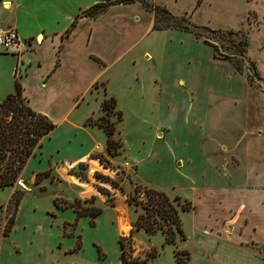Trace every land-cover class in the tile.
<instances>
[{"label": "rangeland", "instance_id": "rangeland-1", "mask_svg": "<svg viewBox=\"0 0 264 264\" xmlns=\"http://www.w3.org/2000/svg\"><path fill=\"white\" fill-rule=\"evenodd\" d=\"M2 1L5 0H0V3ZM20 1L18 13L21 23L23 21L27 27L30 25L35 27L34 29L42 27L52 29L60 27L67 19L66 15H75L74 19L78 20V15L84 16L83 10L86 6L100 0ZM135 1L117 5L109 3L105 9L111 11L112 16L127 17L129 25L138 31L144 28L146 23L151 22L149 28L138 35L136 41L127 49V53L120 55V60L114 64L106 65L100 57L93 56L103 65V70L113 65L101 74L102 77L97 76L91 82L89 87L91 92L85 95L88 102L72 108L68 114L71 121L78 123L87 112L96 107L97 101L94 97L103 94L98 110L83 121L84 125L98 126V118L104 114L101 102L104 98L113 95L117 100L116 105L107 117L114 124L113 136L121 146L117 149L113 148L109 153L105 137L104 149H102L100 141L104 142V133L98 126L102 129H97L96 137L100 141L95 142L86 153L88 158L96 159L100 165L94 160H90L91 165L88 160L76 162L56 160L54 164L60 165L58 169L61 174L52 167L49 175L40 182L34 183L36 160H33L29 162L23 175L30 180L29 187L15 183L0 187V209L7 210L6 218L0 222V237L8 219L16 212L19 205V202L16 205L12 198L13 191L21 187L22 196L31 191L20 208V220L25 222L26 226L17 227L15 232L22 252L18 257L15 256L14 260L20 264H120L121 250L115 226L119 222L120 230L125 234H129L132 229L138 211L127 203L126 198L127 194L133 192L136 184L162 189L170 196L178 194L195 203L192 199L194 195L192 187L201 181L200 178L196 179L191 174H194V169L188 171V164L176 167L181 163L180 157H188V146L170 145L164 133L172 128L175 143L179 139H188V137L197 141L206 140L210 136L215 139L223 138L227 135L228 128H232L231 122L227 119L236 116V119H241L243 123L244 119H247L245 118L247 106H252L253 102L243 104L238 101L234 104L222 95L226 83L221 80L219 74L224 73L226 68L209 60L207 46L195 45L188 32L194 40L210 47L212 57L215 52L219 56L216 58L218 60L230 62V59L222 58V54H228L231 58L240 61L242 64L240 73L245 76L249 85L264 102V77L260 75L256 61L248 55V52L246 57L242 58L237 49L239 37L244 34L248 38L249 45L253 41V27L260 28L264 25V21L250 12L249 18L242 25L231 28L233 30L239 28V32L228 31L230 29L228 27L238 26L237 19L243 15L244 0H146L149 8L141 1ZM151 3L165 5L174 14H185L192 22L221 30L196 29L195 32L188 30L174 35L164 30H156L152 28L153 25L171 26L175 21L168 9H154ZM2 12L0 7V18H3ZM108 18L98 20L97 23L103 28L101 24ZM27 27L23 26V28ZM135 28L124 32V37L120 41L126 42L132 39L136 34ZM32 37L35 39V36ZM32 39L27 38V41L31 43ZM122 44L125 43L119 42L118 46ZM116 46L113 43L111 52L104 51L99 45L96 48L104 55L107 52L106 56L112 58L116 53ZM257 46L259 47L258 44ZM24 50L25 47L22 52ZM56 53L58 55V52ZM188 54L191 55L192 60L188 59ZM255 56L264 67V50L255 52ZM11 60V57L1 56V69L8 67ZM252 60L260 78L254 75ZM86 71V75L91 78L98 73L96 66H88ZM16 72L19 73V68ZM248 73L253 75L251 82L247 79ZM173 74L184 78L186 87L182 85L183 79L179 78L175 85L172 80ZM188 77L190 84L199 94V100L196 97L191 102L188 100ZM9 79L8 73H0V86L9 85ZM234 83L237 85V81ZM25 86L37 106L34 107L35 109L46 110V113L53 110L37 94L31 79L26 80ZM83 88L84 86L81 87L82 90ZM119 109L121 115L116 112ZM59 111L61 110L58 109L53 113L59 117L62 114ZM56 132L55 141L59 144L60 152L65 156H74L78 152L80 144L75 137L89 140L85 130H75L74 125L67 123L61 124ZM70 137L74 138L70 140ZM200 146L204 148L203 142ZM207 146L208 144H205V153ZM175 155L179 158L176 162H174ZM81 159H84V156ZM201 163L199 159L196 164ZM20 178L23 177L18 179ZM100 186L104 188V192L99 189ZM50 195L53 201L56 198L68 200L79 198L82 206H97L103 211L96 215H82L80 216L82 218L62 219L60 233L56 218L52 220L48 216V213L52 217L55 216L60 208L46 212L47 206L52 204L51 199H48ZM139 198H143V193ZM105 207L113 208V221L111 208L104 210ZM195 208L179 211L184 238L177 235L174 243H164V234L161 231L153 234H148L143 229L133 231L130 247L127 245L126 250L128 258L143 259L152 248L156 250V254L146 261L130 264H177L174 250L182 249L186 245L192 246L191 240L197 229L196 220L201 217V213L195 211ZM80 219L84 222L80 223ZM59 235L61 238L56 242ZM70 235H74V242L63 246ZM55 242V245L62 250L53 249ZM179 256L185 264H190L185 253H180Z\"/></svg>", "mask_w": 264, "mask_h": 264}, {"label": "crops", "instance_id": "crops-1", "mask_svg": "<svg viewBox=\"0 0 264 264\" xmlns=\"http://www.w3.org/2000/svg\"><path fill=\"white\" fill-rule=\"evenodd\" d=\"M7 2L8 0H5L0 3L3 11L1 13L3 18H0V28L12 26L17 30L21 38L22 36L24 37L22 39L27 41V38L32 39V36H35V39H32L31 43L27 41L25 50L18 56L0 50V57L8 56L12 58L8 67H4L2 70L0 66V73H8L10 75L9 85H6V87L0 86V100L7 93L14 91L15 79L17 78L22 85V94L27 99L28 104L30 103L29 105L35 109L34 107L37 106L33 103L25 86L26 80L31 79L37 94L43 99V102H47L53 108L48 113H46V110H35L47 114L55 123L53 129L44 137L42 145L37 149L36 154L29 158L23 169V175L27 165L33 160H36L34 165L36 171L53 167L58 172V166L60 165H55L54 163L60 159L73 162L88 160L91 165L90 160L96 161V159L88 158L86 152L91 149L95 142L100 141L96 135L97 129H102L96 125H84L83 121L87 116L98 110L103 94L94 97L97 101V109L96 107L91 109L78 123L71 121L68 114L72 108L81 105L83 102H88L85 95L91 92L89 90L91 82L97 76L102 77V73L110 68L114 62L120 60L119 56L124 52L127 53L126 51L130 45L136 41L140 33L143 34L149 28L151 22L146 23V26L138 31L135 27L129 25L127 17L112 16L111 11L104 9L95 17L78 15V20H76L75 25L68 33L65 30L70 26L75 15H66L67 19L60 27L34 29L35 27L30 25L27 27V24L22 20V23L20 22L18 8L21 6V1L12 0L8 7L5 6ZM112 4L117 5L119 3ZM250 12L254 13L258 19L264 21V0H244L243 15L237 19L239 22L238 26L218 27H239L249 18ZM107 17L109 18L105 19L103 24H101L103 28L100 27V23H97V21ZM23 26L27 28H23ZM134 28L136 29V34L132 39L121 42L124 32L134 30ZM253 29V41L248 45L247 52L256 61L260 75L264 77V67L262 64L260 65L256 60L257 56H255V52L258 53L264 50V25L260 28L254 26ZM156 30H164L173 35L183 31L188 32L187 30L170 27ZM188 36L195 45L203 44L207 46L209 49V53H207L209 60H213L226 68L224 73L219 74L221 80L226 83L222 95H225L234 104H237L238 101H240L239 103L243 102V104L252 101L253 105H248L249 109L247 106V117H245L247 119H244L243 123H241V119H236V116L227 119V121L231 122L232 128H228L227 135L220 139L210 136L206 140L197 141L192 137H188V139H179L175 143L172 137V128L164 133L170 145L188 146V157H180L181 163L176 167L188 164V171L190 172L194 169V174H191L196 179L199 177L201 180L200 182L197 181L196 186L192 187L194 195L191 198L194 199L195 203L188 198L194 206L192 208L196 207L195 211L198 210L201 213V217L196 220L197 229L191 240L192 246L188 247L186 245L182 249L189 253L190 264H264V102L249 85L245 76L236 71L230 62L212 57L208 45L194 40L189 32ZM44 41L45 43L43 44ZM119 42L125 44L118 46ZM113 43L117 45V49L112 58L106 56L107 52L104 55L102 51L96 48L99 45L104 51L111 52ZM56 52H58V55ZM93 56L100 57L106 65L109 63L113 64L103 70V65ZM188 59L192 60L190 54H188ZM88 66L97 67L98 73L92 78L86 75ZM16 67L17 70L19 68V73L17 74L16 72L17 75L14 74ZM213 69L215 70V68ZM178 78L183 79L181 80L182 85L186 87L184 78L173 74L172 80L175 85ZM234 81H237V85H235ZM82 86H84L83 90L81 89ZM176 88L180 91L178 87ZM187 92L189 102L193 101L195 97L198 100L200 99L196 88L190 84L189 77ZM222 98L224 100V97ZM58 109L62 113L59 117L53 113ZM65 123L74 125L75 130H85L88 134L89 140L75 137L78 138L75 140L80 144V147L74 156L63 155L60 152L59 144L55 141L58 127ZM105 137L104 133V142L100 141L102 149H104ZM73 138L70 137V140ZM202 142L204 148L200 146ZM205 144H208L206 153ZM83 156L84 159H81ZM177 158L175 155L174 162L179 159ZM199 159L202 163L196 164ZM49 160L52 164H50ZM96 162L98 163V161ZM98 165L100 164L98 163ZM30 192H26L20 198L18 208L14 212L10 230L7 234L3 233L0 237V264H20L14 260V257H18L22 252L15 232L17 227L26 226L25 222L20 220V208L29 197ZM52 198L51 195L48 197V199H51L52 204L47 206L46 212L60 208L55 205ZM108 208H111L113 221L114 210L112 207H105L104 210ZM60 209L53 217L47 213L52 220L56 218L61 233L62 219L76 218V211L68 207ZM6 213L7 210L0 209V222L6 218ZM80 221V223L84 222L83 219H80ZM118 227L119 222L115 226L116 235ZM61 235H59L56 242L61 238ZM74 239V235L68 236L63 246L72 244ZM56 242L52 246L53 249L62 250L61 247L55 245Z\"/></svg>", "mask_w": 264, "mask_h": 264}, {"label": "trees", "instance_id": "trees-1", "mask_svg": "<svg viewBox=\"0 0 264 264\" xmlns=\"http://www.w3.org/2000/svg\"><path fill=\"white\" fill-rule=\"evenodd\" d=\"M135 0H100L94 2L92 5L86 7L83 10V14L95 17L102 12L107 4L111 3H126ZM149 8L146 0H139ZM154 9H168L164 5L151 3ZM171 16L174 18L175 23L166 26L153 25L152 28H179L183 30H190L195 32L196 29H207L211 31L221 30L211 28L208 25L194 23L189 20V17L185 14L177 15L170 11ZM250 16V13L249 15ZM76 19L71 21L70 26L65 30L68 33L75 25ZM229 32H239V28L236 30L228 29ZM248 48V38L242 34L238 39V51L242 58L246 57ZM216 49V47H214ZM215 58H219L215 52H213ZM222 58L230 59V62L234 69L238 72L242 71V64L240 61L231 58L228 54H222ZM252 70L257 78H260L257 73L256 66L252 60ZM17 67L14 74H16ZM253 75L248 73L247 79H252ZM116 105V100L113 96L104 98L101 102V108L104 114L100 116L97 125L100 126L105 135L107 150L110 153L113 148H119L120 142L113 136L114 124L107 117L112 113L113 108ZM121 115V110L116 111ZM55 123L45 113L33 109L27 99L22 94L21 82L16 78L14 91L7 93L0 100V187L13 185L19 177H23V169L26 166L29 158L36 154L37 149L42 145L44 137L53 129ZM118 153V151H116ZM102 161V159H100ZM82 165V164H81ZM52 168H46L35 172L34 183L40 182L45 176L51 173ZM99 189L104 192L103 187ZM23 189L17 187L13 193L16 205L22 197ZM143 193V198H139V195ZM127 203L138 211L133 227L129 234H125L118 227V241L120 244V264L139 263L146 261L156 254V250L152 248L143 259L137 260L128 258L126 250L127 245L130 247L131 235L133 231L143 229L148 234H153L157 231H161L164 234V243H174L176 236L180 235L184 238V231L182 228V222L179 211L181 209L188 210L193 206L191 201L175 194L173 196L168 195L164 190L154 187H142L140 184H136L132 193L127 194ZM54 203L57 207L65 208L72 206L76 211V218L81 215H96L101 212V208L97 206H82L79 198L73 200L56 198ZM113 204V203H110ZM14 214L8 219L5 225L4 234H7L13 223ZM185 253L189 258V253L184 249L174 250V256L177 264H185L180 258L179 254Z\"/></svg>", "mask_w": 264, "mask_h": 264}, {"label": "built area", "instance_id": "built-area-1", "mask_svg": "<svg viewBox=\"0 0 264 264\" xmlns=\"http://www.w3.org/2000/svg\"><path fill=\"white\" fill-rule=\"evenodd\" d=\"M27 41L22 39L12 26L0 28V50L18 55L22 52Z\"/></svg>", "mask_w": 264, "mask_h": 264}, {"label": "water", "instance_id": "water-1", "mask_svg": "<svg viewBox=\"0 0 264 264\" xmlns=\"http://www.w3.org/2000/svg\"><path fill=\"white\" fill-rule=\"evenodd\" d=\"M24 185L26 188L30 186V180L26 178H20L15 181V185Z\"/></svg>", "mask_w": 264, "mask_h": 264}, {"label": "bare ground", "instance_id": "bare-ground-1", "mask_svg": "<svg viewBox=\"0 0 264 264\" xmlns=\"http://www.w3.org/2000/svg\"><path fill=\"white\" fill-rule=\"evenodd\" d=\"M11 2V0H8V2L7 3H5V6H7L8 7V4Z\"/></svg>", "mask_w": 264, "mask_h": 264}]
</instances>
